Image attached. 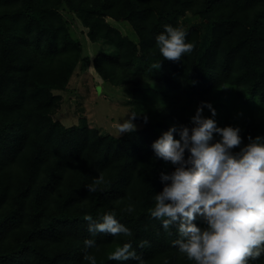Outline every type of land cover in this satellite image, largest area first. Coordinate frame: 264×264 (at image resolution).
I'll list each match as a JSON object with an SVG mask.
<instances>
[{"label": "trees", "instance_id": "obj_1", "mask_svg": "<svg viewBox=\"0 0 264 264\" xmlns=\"http://www.w3.org/2000/svg\"><path fill=\"white\" fill-rule=\"evenodd\" d=\"M64 11L103 47L93 60ZM188 13L204 22L183 28L194 50L163 59L156 36ZM89 65L122 90L143 127L116 137L86 118L70 127L54 118L63 104L57 92ZM202 102L215 108V117L206 107L203 115L217 127L241 129L243 144L264 137V0H0V264H88L89 238L97 264H137L108 259L126 242L145 264H192L172 246L175 228L169 234L149 215L161 172L174 170L152 144L173 126L180 139ZM101 173L104 182L89 192ZM107 211L131 237L89 233L83 217Z\"/></svg>", "mask_w": 264, "mask_h": 264}, {"label": "clouds", "instance_id": "obj_2", "mask_svg": "<svg viewBox=\"0 0 264 264\" xmlns=\"http://www.w3.org/2000/svg\"><path fill=\"white\" fill-rule=\"evenodd\" d=\"M186 37L182 27L165 25L156 36L163 59L180 61L191 53L195 46L186 42ZM205 107L216 116L211 103L202 102L191 118L193 126L179 129L180 139L175 138L178 130L173 126L152 144L156 157L174 170L161 172L163 188L155 194L149 215L161 221L169 234L175 228L177 238L172 246L192 264H252L264 257V137L249 135L248 143L243 144L239 127H217L215 119L203 115ZM135 118L132 114L131 119L117 123V131H135ZM214 135L220 139L214 141ZM103 182L101 173L88 185V191H97ZM126 211L133 213L135 205L129 203ZM83 219L93 237L99 233L132 236L114 211L97 219L92 215ZM147 245L144 240L139 247ZM96 247L94 238L85 239L83 259L88 264H97L88 251ZM108 259L145 264L130 242L117 247Z\"/></svg>", "mask_w": 264, "mask_h": 264}, {"label": "rangeland", "instance_id": "obj_3", "mask_svg": "<svg viewBox=\"0 0 264 264\" xmlns=\"http://www.w3.org/2000/svg\"><path fill=\"white\" fill-rule=\"evenodd\" d=\"M64 15L72 28L73 36L81 41L85 54L93 60L95 54L103 47L100 44L91 43L87 36V29L83 26L76 14L64 11ZM112 23L122 31L130 29L129 35L132 38L135 37V33L128 27L129 25L127 23H124L127 27L122 22L112 21ZM193 25L202 26L204 22L191 13L180 18L179 27L187 28ZM107 48L104 47V49ZM136 75L137 79H141L140 76L142 75L137 73ZM142 77L145 78V76ZM154 82V79L148 77L147 83ZM57 93L62 95L63 104L54 118L60 119L68 127L78 125L86 118L92 127L100 129L103 133H109L119 137L123 134L117 131L115 125L132 117L131 109L126 105L127 96L119 87L104 82L97 75L93 65H89L85 72L77 70L68 89L62 92L58 91ZM200 105L201 103L198 106ZM198 106L195 107L196 110ZM132 122L135 124L136 129L143 127V123L136 119Z\"/></svg>", "mask_w": 264, "mask_h": 264}, {"label": "crops", "instance_id": "obj_4", "mask_svg": "<svg viewBox=\"0 0 264 264\" xmlns=\"http://www.w3.org/2000/svg\"><path fill=\"white\" fill-rule=\"evenodd\" d=\"M92 43V42H91ZM93 44H97V43H93ZM97 73V72H96ZM97 75L100 77V75L97 73ZM101 78V77H100ZM102 79V78H101ZM62 92V91H61ZM60 120V119H59Z\"/></svg>", "mask_w": 264, "mask_h": 264}]
</instances>
